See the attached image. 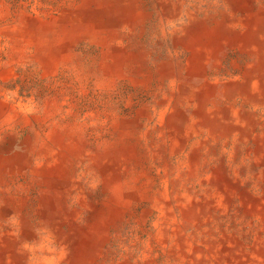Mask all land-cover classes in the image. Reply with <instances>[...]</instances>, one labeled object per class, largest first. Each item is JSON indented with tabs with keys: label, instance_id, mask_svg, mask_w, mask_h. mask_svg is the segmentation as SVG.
<instances>
[{
	"label": "bare ground",
	"instance_id": "6f19581e",
	"mask_svg": "<svg viewBox=\"0 0 264 264\" xmlns=\"http://www.w3.org/2000/svg\"><path fill=\"white\" fill-rule=\"evenodd\" d=\"M139 1L106 2L108 13L95 27L99 34L116 28L106 39L108 51L118 48L114 34L121 26L141 21L143 14L128 11ZM157 5L158 32L176 53L155 67L170 97L159 110L126 117L120 133L121 138L135 133L145 143L156 132L159 142L181 157L176 163L163 158L153 177L144 170L136 174V187L123 186L124 163L161 157H121L122 151L110 150L95 157L86 151L89 169L83 172H66L63 166L74 162L55 157L46 171L33 169L46 190L30 208L16 177L9 181L32 169L30 162L25 152L4 155L17 144L29 149V142L7 141L0 153V264H264V0H158ZM182 52L190 55L185 62ZM231 52L240 56L222 72ZM122 55L127 58L113 71L137 58ZM6 114L0 109V119ZM229 145L232 151L223 157ZM94 171L107 183L106 202L99 206L88 205L79 185L80 177ZM154 179L159 188L151 194ZM135 203L146 206L136 209ZM134 214L138 224L149 226L145 239L130 229L118 243L123 224L138 226ZM119 247L124 253L118 257Z\"/></svg>",
	"mask_w": 264,
	"mask_h": 264
},
{
	"label": "rangeland",
	"instance_id": "374dc122",
	"mask_svg": "<svg viewBox=\"0 0 264 264\" xmlns=\"http://www.w3.org/2000/svg\"><path fill=\"white\" fill-rule=\"evenodd\" d=\"M107 1L0 0V109L8 111L6 118L0 119V153H4L7 141L29 142V149L17 144L4 155L25 152L30 162L32 169L9 176V181H15L16 177L17 185L22 186L30 208L37 206L46 190L40 174L33 169L39 167V172L46 171L47 163H52L55 157H69L74 162L73 166L70 163L63 166L66 172L89 169L86 151L95 157L103 150L122 151L121 157H161V160L146 163H124L121 182L123 186L134 183L135 187L132 180L136 174L144 170L147 177H153L163 158L176 163L177 157H181L171 154L167 143L164 141L163 146L159 142L156 132L145 143L138 142L135 133L130 134L129 140L121 138L120 133L126 117L135 115V111L159 110L170 97L155 73L158 63L174 59L176 55L171 40L165 39L157 29L161 14L158 0H140L128 10L143 16L133 26L119 28L114 34L119 41L118 48L113 51H108L104 45L116 28L99 34L96 32L99 27H95L108 13ZM122 53L128 57L136 53L137 58H132L123 69L120 66L113 71L117 63L127 58ZM188 55L182 52L179 58L185 62ZM239 56L231 52L223 62L222 72L227 71L231 59ZM118 70L123 74H111ZM150 124L153 130L158 128L156 121ZM47 147L50 150H46ZM226 151L223 157L229 155L232 145L227 146ZM235 153L238 157L242 155ZM110 174L108 172L107 176ZM154 180L151 194L159 188V181ZM80 184L88 205L99 206L106 202L107 183L97 172L80 177ZM142 206H146L145 203H135L136 209ZM133 219L134 226L138 225L142 231L126 222L119 230L122 234L118 243L124 233L130 234V229L134 230V237L145 239L149 226L138 224L136 214ZM123 253L124 248L119 247L117 256Z\"/></svg>",
	"mask_w": 264,
	"mask_h": 264
}]
</instances>
